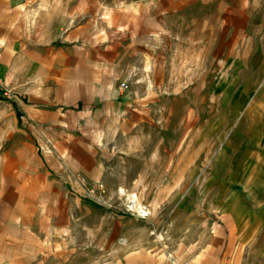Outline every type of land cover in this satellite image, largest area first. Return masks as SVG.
Masks as SVG:
<instances>
[{"label":"crops","instance_id":"1","mask_svg":"<svg viewBox=\"0 0 264 264\" xmlns=\"http://www.w3.org/2000/svg\"><path fill=\"white\" fill-rule=\"evenodd\" d=\"M85 1L98 17L73 24L72 14L54 17L51 0H0V264H96V249L100 264H171L151 216L103 199L140 195L138 185H116L124 161L176 163L195 124L166 122V105L174 94L211 92L209 41H226L212 44L225 64L256 28L255 0ZM236 221L225 215L188 264H245L253 247L240 239L252 235Z\"/></svg>","mask_w":264,"mask_h":264},{"label":"rangeland","instance_id":"2","mask_svg":"<svg viewBox=\"0 0 264 264\" xmlns=\"http://www.w3.org/2000/svg\"><path fill=\"white\" fill-rule=\"evenodd\" d=\"M51 2L54 17L66 20L72 14L73 24L86 15L98 17L101 10L87 8L85 0ZM252 12L256 28L245 32L225 64L216 61L218 50L212 44L226 41H209L211 92L174 94L177 98L166 105L168 114L175 111L171 118L165 115L166 122L195 124L185 131L180 143L183 153L176 156V163L164 164L161 158L124 161L114 171L115 181H121L116 185H138L140 195L134 197L136 202H129L124 194L103 199L137 218L141 210L148 211L156 225L150 234L157 251L171 264H188L227 214L237 218L234 230L246 231L247 238L252 235L240 239L243 246L253 247L243 262L264 264V0H255ZM201 86L202 82L195 84L197 90ZM3 94L15 98L10 90ZM151 140L157 143L158 138ZM49 151L53 153L52 147ZM163 172L169 173V179H156ZM146 173L155 177L139 183L127 179ZM179 202L183 208L176 211ZM147 203L160 207L152 213L143 206ZM100 256L96 249V264L101 263Z\"/></svg>","mask_w":264,"mask_h":264},{"label":"built area","instance_id":"3","mask_svg":"<svg viewBox=\"0 0 264 264\" xmlns=\"http://www.w3.org/2000/svg\"><path fill=\"white\" fill-rule=\"evenodd\" d=\"M122 88L127 89V84L126 83L122 84L121 89ZM139 215L141 218L145 219V218H147V215H149V212L143 209L139 212Z\"/></svg>","mask_w":264,"mask_h":264}]
</instances>
